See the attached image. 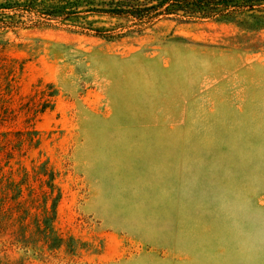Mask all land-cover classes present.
I'll return each instance as SVG.
<instances>
[{
    "label": "rangeland",
    "instance_id": "374dc122",
    "mask_svg": "<svg viewBox=\"0 0 264 264\" xmlns=\"http://www.w3.org/2000/svg\"><path fill=\"white\" fill-rule=\"evenodd\" d=\"M0 264H264V27L0 30Z\"/></svg>",
    "mask_w": 264,
    "mask_h": 264
},
{
    "label": "trees",
    "instance_id": "16d2710c",
    "mask_svg": "<svg viewBox=\"0 0 264 264\" xmlns=\"http://www.w3.org/2000/svg\"><path fill=\"white\" fill-rule=\"evenodd\" d=\"M105 17L132 24L118 30L104 24ZM172 17L183 22H237L258 29L264 27V0H0L1 31L49 27L57 21L77 33L115 40Z\"/></svg>",
    "mask_w": 264,
    "mask_h": 264
}]
</instances>
